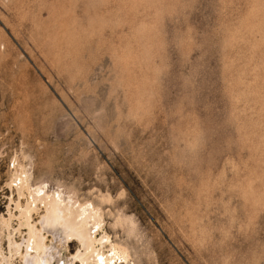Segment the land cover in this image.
Returning <instances> with one entry per match:
<instances>
[{
    "label": "rangeland",
    "instance_id": "1",
    "mask_svg": "<svg viewBox=\"0 0 264 264\" xmlns=\"http://www.w3.org/2000/svg\"><path fill=\"white\" fill-rule=\"evenodd\" d=\"M13 158L134 264H264V0H0V217Z\"/></svg>",
    "mask_w": 264,
    "mask_h": 264
},
{
    "label": "bare ground",
    "instance_id": "2",
    "mask_svg": "<svg viewBox=\"0 0 264 264\" xmlns=\"http://www.w3.org/2000/svg\"><path fill=\"white\" fill-rule=\"evenodd\" d=\"M16 158L11 159L12 170L6 184L11 192L7 217H0V264H11L16 258L21 264H51L59 252L45 246V234L77 243V252L69 264H134L127 249L113 243L104 230V211L100 206L89 201L81 203L74 193L61 186L55 188L45 179L35 182L30 165H23ZM10 204L14 213L9 210ZM34 214L39 215L38 227ZM23 229L25 234L18 243L13 237L21 235ZM3 238L7 255L1 249Z\"/></svg>",
    "mask_w": 264,
    "mask_h": 264
},
{
    "label": "snow or ice",
    "instance_id": "3",
    "mask_svg": "<svg viewBox=\"0 0 264 264\" xmlns=\"http://www.w3.org/2000/svg\"><path fill=\"white\" fill-rule=\"evenodd\" d=\"M101 264H103V262H101Z\"/></svg>",
    "mask_w": 264,
    "mask_h": 264
}]
</instances>
